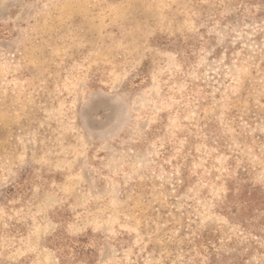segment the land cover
Returning a JSON list of instances; mask_svg holds the SVG:
<instances>
[{
  "label": "rangeland",
  "instance_id": "rangeland-1",
  "mask_svg": "<svg viewBox=\"0 0 264 264\" xmlns=\"http://www.w3.org/2000/svg\"><path fill=\"white\" fill-rule=\"evenodd\" d=\"M0 264H264V0H0Z\"/></svg>",
  "mask_w": 264,
  "mask_h": 264
},
{
  "label": "trees",
  "instance_id": "trees-1",
  "mask_svg": "<svg viewBox=\"0 0 264 264\" xmlns=\"http://www.w3.org/2000/svg\"><path fill=\"white\" fill-rule=\"evenodd\" d=\"M57 245L59 246V248L62 249V247L64 246V240H62V238H57ZM80 253V255H85L87 253H91V251H93V248H88L89 250H86L84 246H77L76 247Z\"/></svg>",
  "mask_w": 264,
  "mask_h": 264
}]
</instances>
